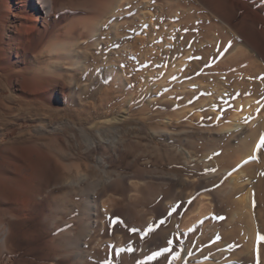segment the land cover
Wrapping results in <instances>:
<instances>
[{
    "label": "rangeland",
    "instance_id": "rangeland-1",
    "mask_svg": "<svg viewBox=\"0 0 264 264\" xmlns=\"http://www.w3.org/2000/svg\"><path fill=\"white\" fill-rule=\"evenodd\" d=\"M64 1L24 37L0 0V181L25 188L0 184V264H264L262 133H217L233 115L246 125L217 18L196 0H134L73 41L99 0ZM249 91L264 113V89ZM239 173L249 203L230 192Z\"/></svg>",
    "mask_w": 264,
    "mask_h": 264
},
{
    "label": "bare ground",
    "instance_id": "bare-ground-1",
    "mask_svg": "<svg viewBox=\"0 0 264 264\" xmlns=\"http://www.w3.org/2000/svg\"><path fill=\"white\" fill-rule=\"evenodd\" d=\"M93 1L94 0H92V2ZM133 1L134 0H103L102 2L101 0L97 1V6H95L97 8L94 9L95 12H92L89 18H83L78 20L80 22L76 25L81 23V31L73 32V30L77 26L75 27V25H72V29L69 30L71 40H78L84 34L82 33L83 30L85 34H87L88 27V30H90L89 32L95 33L96 31H99L101 27V19H103L102 17L104 15H110L112 14L115 8L121 7L125 4H130ZM196 1L200 3L202 8H204L206 11L209 12V14H211L218 20V24H212L210 25V27H212V29L214 30H218L219 32H221L222 35H220V37L226 42L219 46V53L217 59H224L222 62L223 65H225L226 70H229V72H227L229 80H232L233 78L236 79L234 80V82L231 81L234 84L233 87L238 89V92L235 94V99H237L238 105H241L244 110L242 111V115H244V124H246L245 126L236 123L238 116L233 115L232 118H236L235 123H233L230 127L218 129L217 133H227L229 131L237 130L240 139L258 137L260 133H262V137H264V113H261L259 112V110H257V105L252 102V98L251 96H249L250 94L248 96L246 94V91H249V87L251 88L250 91H253L254 89L258 88L264 89V0ZM32 2L33 0H18V2H15L14 0H8V13H11L14 17L19 19V25L16 26L15 31L19 36L23 34V36L25 37L27 34L29 35L31 31H34L35 26L33 25V22H40L44 24L48 23L51 19H54L55 12L59 6L60 0H36V4L38 5V7L35 6V3L34 7H31L29 4ZM64 2H66V0ZM76 2H78L81 7H84L86 0H76ZM163 3V8L167 11V13H169L171 10L172 12L176 11L179 7V5L177 4V8L174 9L169 4V2ZM13 4L17 5L16 7H18L19 10L18 13H12L11 6H13ZM92 6L94 5L92 4ZM22 12H26L27 15L24 17L21 16ZM20 18L24 20H20ZM87 20L90 21V26L86 25ZM59 38L60 34L57 32L54 35L53 39L58 41V49H63L64 41L59 40ZM49 50L51 51L52 49ZM0 52L5 53L4 50L1 49ZM254 59H257V62ZM258 59L260 60L261 64H259ZM11 66L13 67L14 64L12 63ZM240 75L246 77L248 80L250 79V83L246 84ZM5 82L6 84H4V86L2 87L3 89L1 90L8 91L11 93L12 82L7 80ZM23 83L26 84V86H30L31 88L32 86L36 85V82L33 79L27 77H24ZM32 89L36 90L35 87H33ZM252 94H254V91ZM30 137L29 140L25 141L26 143L24 144V147H20L19 149L24 155H26V157H30L34 153L33 146L35 139H31ZM262 137L259 138L258 142L256 143L257 145L254 143L257 146V152L263 151L264 145H261ZM254 151L255 150H253V152ZM256 154L258 155V153ZM245 155L246 153L244 154V156ZM261 157L262 165H264V154L260 155V158ZM243 158L244 157L236 159V163L239 164V166L244 164L242 160ZM240 173L243 174V172ZM240 173L237 174L238 176L235 175V177H232V179H230V184L232 185V187L231 185H229L231 187L230 192H236V194H238L244 189V192H246V188L243 187L244 184L241 185L238 182L240 176L242 175H240ZM2 180L3 179H1L0 184H8L10 182H14V186L11 188V190L16 195L21 196V194L24 193L25 188L24 186H21L22 184L18 180L9 178H4L3 182ZM8 187H10V184H8ZM244 195L246 196L243 198V200L249 203V192H246ZM1 231L2 233L0 234V244L5 247L6 228L1 229Z\"/></svg>",
    "mask_w": 264,
    "mask_h": 264
},
{
    "label": "snow or ice",
    "instance_id": "snow-or-ice-1",
    "mask_svg": "<svg viewBox=\"0 0 264 264\" xmlns=\"http://www.w3.org/2000/svg\"><path fill=\"white\" fill-rule=\"evenodd\" d=\"M261 145H264V137L261 139ZM261 239H264V237H261Z\"/></svg>",
    "mask_w": 264,
    "mask_h": 264
}]
</instances>
